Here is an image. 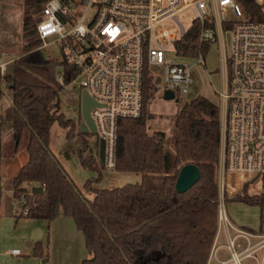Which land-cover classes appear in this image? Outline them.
Here are the masks:
<instances>
[{"label":"trees","instance_id":"trees-1","mask_svg":"<svg viewBox=\"0 0 264 264\" xmlns=\"http://www.w3.org/2000/svg\"><path fill=\"white\" fill-rule=\"evenodd\" d=\"M46 1H24L23 54L6 75L9 81H5L0 68V102L7 82L11 87V92H7L12 110L11 129L17 146L29 134L28 159L13 178L14 196L24 195L27 200L28 213L20 216L50 224L61 204L64 214L73 218L84 233L86 248L93 253L81 264H208L219 229V106L202 95L184 101L169 131L149 132L144 114L120 119L113 170L139 173V183L94 188L93 182L102 178L106 166L99 155H87L90 145L84 137L79 150L81 164L99 173L86 182V188L95 193L93 199L86 198L50 147L55 122L67 130L68 139L74 136L75 120L54 112V108H60L59 97L64 89L57 79L58 68L63 67L66 83L76 76V69L66 60L44 57L39 49L37 24ZM236 1L248 13L257 14L255 0ZM177 48L184 55L193 56L208 47L198 42V34L193 30L177 42ZM79 133L85 134L81 130ZM1 137L0 113V166ZM188 163L196 164L201 176L187 191L179 192L176 180ZM249 176L231 172L230 191H238ZM26 185L41 186L43 191L33 193ZM224 200L264 209V191H252L248 183L241 195L230 197L225 193Z\"/></svg>","mask_w":264,"mask_h":264},{"label":"built area","instance_id":"built-area-1","mask_svg":"<svg viewBox=\"0 0 264 264\" xmlns=\"http://www.w3.org/2000/svg\"><path fill=\"white\" fill-rule=\"evenodd\" d=\"M255 4L256 15L251 12L232 21L225 17L228 9L243 16L236 0H47L37 24L39 49L56 42L64 60L76 69L71 82L87 90L98 103L91 114L99 139L105 140L106 167L112 170L118 121L144 114L149 132L165 130L156 125L159 114L152 106L163 99L178 107L193 83L188 62L167 59L168 48L159 44L158 38L166 39L172 34L167 29L157 34V27L173 19L181 32L178 41L196 30L200 44L208 47L220 42L225 67V87L220 94L225 115L218 165L219 226L229 223L224 194H231L232 171L251 173L244 181L252 191L256 184L264 189V0H255ZM186 7L195 13L188 29L178 19ZM52 35L56 39L48 41ZM177 42V55L205 63L204 52L186 56L179 52ZM226 45L230 47L228 54ZM57 79L64 86L68 84L63 71H58ZM170 91L173 99L166 98ZM1 186L0 179V195ZM20 200L22 213L27 214L26 197L22 195ZM238 232L227 243L230 256L219 264H244L245 259H257V253L264 252V233L243 229ZM238 238L246 244L241 246ZM21 253L20 249L11 250L13 255Z\"/></svg>","mask_w":264,"mask_h":264},{"label":"rangeland","instance_id":"rangeland-1","mask_svg":"<svg viewBox=\"0 0 264 264\" xmlns=\"http://www.w3.org/2000/svg\"><path fill=\"white\" fill-rule=\"evenodd\" d=\"M5 1L0 0V5ZM241 7L242 17L237 16L231 9L225 12V17L232 21L244 18L248 15V12L243 6ZM5 19H8V16L5 11L1 10L0 62L19 54L23 50L24 44L22 17L18 22V26L11 29L10 32L4 28ZM178 19L188 29L195 19L194 10L191 7L184 8L178 14ZM164 29L169 30L172 34V37L166 39L161 36L158 38V43L168 48L166 50L167 59L188 62L191 65L193 83L190 90L183 95V100L190 101L198 95L207 97L219 106L223 123L225 113L220 92L225 87V67L220 42H212L203 54L205 63H198V59L195 57L186 58L177 55L176 42L181 37L178 23L173 19L165 20L157 27V34ZM56 37V35H52L48 38V41H54ZM41 50L46 58L58 61L64 60L63 53L56 42ZM229 50V45H226L227 54ZM8 73L7 70L4 71L5 81H9V76H6ZM6 83L5 98L0 102V110L5 116L2 125L0 166L2 185L0 198V264H81L84 259L91 258L93 253L86 248L84 233L77 228L73 218L64 214L61 204L58 205L56 216L50 224L44 220L20 216L23 214V205L20 198H16L13 194V178L28 159L27 143L29 134L27 132L19 146H17L10 130L12 110L7 92H11V87L8 84L7 86ZM81 92L82 90L76 86L75 82L68 83L61 91L59 97L60 108H54V112L64 113L66 118L74 119L77 125L74 136L68 139L67 130L60 126L58 122H55L51 128L50 147L85 197L93 199L95 193L87 189L85 184L89 179L97 178L99 173L82 166L79 150L85 137L90 145L87 155L97 156L99 137L98 134L91 133L89 130H85L84 135L79 133L85 125L82 117H80ZM182 103H179L177 107L171 101L159 99L152 106V110L159 114L156 125L165 130L172 128L175 114ZM217 174L220 183V170ZM141 180L142 175L139 173L117 172L106 167L102 170V178L95 180L92 186L98 189L115 188L129 183H139ZM26 186L29 189L33 188L32 185ZM249 206L246 204H233L231 201L227 202L225 208L228 220L234 223L243 221L249 226L258 228L262 224L264 227V209L262 210L259 206ZM28 242L32 245L30 246ZM12 249H20L22 254L12 255ZM220 250H226L230 256V251L227 248ZM244 264H254L253 258L246 259Z\"/></svg>","mask_w":264,"mask_h":264},{"label":"crops","instance_id":"crops-1","mask_svg":"<svg viewBox=\"0 0 264 264\" xmlns=\"http://www.w3.org/2000/svg\"><path fill=\"white\" fill-rule=\"evenodd\" d=\"M24 1L25 0H6L5 3L0 5V11L1 10L5 11L6 15L8 16V19H5V21H4V25H5L4 28H6V31L10 32L11 29L18 26V24H19L18 22L20 21L21 17H22V29L24 30V12H25ZM22 54H23V50L19 54H16L12 57H9L6 60H1L0 68L2 70V73L4 74L5 70H7L8 72H11L13 62L16 59H18ZM7 95H8V93H7ZM4 98H5V96L3 97V99ZM8 98H9V95H8ZM9 103H10V98H9ZM10 105H11V103H10ZM0 112H1V116H2V125H3L5 116L3 115L2 110H0ZM172 127H173V125H172ZM10 130L12 131L11 126H10ZM169 130H171V128L168 130H163V131H169ZM244 183H245V181L243 180V183L241 184L239 190L236 192H231V194H229V196L233 197L235 195H241L243 192ZM256 185H257V190L255 189L254 192L264 191V189L262 188V186L260 184H256ZM233 204L242 205L245 203L233 202ZM249 207H251V206H249ZM249 207H246V208H249ZM241 208H243V207H241ZM240 229L252 231V232H256V233H264V227L262 224L260 225L259 228L249 226L248 224H246V222H243V221H241V223H239V222L234 223V222L229 221V223L222 224L221 226H219L217 236H216V239H215V242L213 245V249H212L208 264H219V262L221 260L229 257V253H227L226 250H225L226 251L225 252V251H221L220 249L227 248V243H228L229 239L236 237L238 235V233H239L238 231ZM260 229H262L261 232H260ZM252 241L255 242L256 239L253 238ZM28 243L30 246L32 245V243H30V242H28ZM238 243H240L241 246H244L246 244L245 240L241 239V238H238ZM21 254H19V255H21ZM256 256H257V259L253 258L254 264H263L264 252L260 251L257 253ZM245 260H244V262H245Z\"/></svg>","mask_w":264,"mask_h":264},{"label":"water","instance_id":"water-1","mask_svg":"<svg viewBox=\"0 0 264 264\" xmlns=\"http://www.w3.org/2000/svg\"><path fill=\"white\" fill-rule=\"evenodd\" d=\"M58 71H63V67L58 68ZM173 97L174 95L171 91L167 92L166 94L167 99H173ZM96 106H98V103L95 101V99L90 95V93L87 90L83 89L81 92V117L85 125L83 129H81V132H84L85 130H89V132L97 134V127L91 114L92 109ZM105 149H106L105 140L101 138L99 139V158L102 164L106 166ZM200 176H201V171L196 164L194 163L185 164L181 168L178 178L176 180L175 187L177 191L179 192L187 191L189 188H191L199 181ZM42 191H43V187L41 186L38 187L34 186L32 188L33 193H39Z\"/></svg>","mask_w":264,"mask_h":264},{"label":"bare ground","instance_id":"bare-ground-1","mask_svg":"<svg viewBox=\"0 0 264 264\" xmlns=\"http://www.w3.org/2000/svg\"><path fill=\"white\" fill-rule=\"evenodd\" d=\"M232 172L251 174V173L243 172V171H232Z\"/></svg>","mask_w":264,"mask_h":264}]
</instances>
